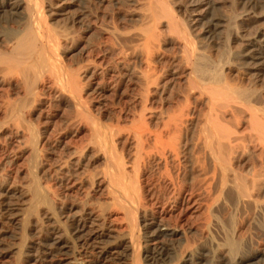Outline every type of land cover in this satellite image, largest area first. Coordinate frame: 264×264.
I'll return each instance as SVG.
<instances>
[{
    "label": "bare ground",
    "instance_id": "obj_1",
    "mask_svg": "<svg viewBox=\"0 0 264 264\" xmlns=\"http://www.w3.org/2000/svg\"><path fill=\"white\" fill-rule=\"evenodd\" d=\"M2 1L10 11L26 18L24 28L13 35L20 38L7 52L0 53V88L22 86L25 91L24 98L13 106L8 116L28 128L32 184L26 208L21 214L16 212V218L12 216L16 222L3 217L4 213L12 215L13 210L8 203L0 201V250L5 246L2 238L7 233L3 232V226L13 223L18 232L11 238L16 255L14 264H246L251 260L264 263V249L254 248L256 235L264 236V118L261 121L252 106L239 105L242 96L237 102L238 90L225 84H219L222 89L214 90L198 78L201 69L194 59L195 44L190 32L174 20L169 0H158L156 8L167 19L169 33L176 32L182 41L179 48L184 54L183 64L188 67L186 86H189L188 93L180 94L184 106L181 103L177 109L164 108L158 112L147 104L151 92L161 97L167 90L164 84L160 85L155 68L151 73L146 71L141 74L140 108L125 130L116 126L118 122L116 127L103 124L83 100L82 93L87 90L82 86L83 81L94 74L95 68L86 66L78 73L62 62L59 48L68 44L70 38L58 35L48 26L46 12L50 1ZM147 9L144 12L151 15L155 23L157 10L148 6ZM148 31L141 33L145 43L156 37V31ZM152 49L145 53L153 52ZM147 58L149 61L151 57ZM222 75L216 77L220 78L219 83L225 82ZM46 88L56 93L66 92L76 111L90 126L92 142L89 143L97 146L98 153L102 154V157L99 155L104 165L101 180L90 178L92 188L103 187L107 193L106 199L98 202V216L84 212L62 221L61 205L54 193L41 184L40 135L31 126L30 111H24L23 101L28 97L32 105L40 103ZM195 91L198 95L194 99L199 96L197 99L206 107L200 123L189 107ZM244 123L248 124V129L243 128ZM121 131L126 134L128 152L118 150L117 138ZM76 149L67 161L76 156L82 158L84 152L78 153ZM253 149L259 150L258 157L249 156ZM153 165L167 182L172 208L195 213L197 206L204 204L198 243L190 238L195 233L191 232L192 228H171L149 211L146 201L149 190L143 178ZM109 206L121 212L124 229L115 230L108 224L104 213Z\"/></svg>",
    "mask_w": 264,
    "mask_h": 264
},
{
    "label": "rangeland",
    "instance_id": "obj_2",
    "mask_svg": "<svg viewBox=\"0 0 264 264\" xmlns=\"http://www.w3.org/2000/svg\"><path fill=\"white\" fill-rule=\"evenodd\" d=\"M49 1L51 6L46 12L48 26L58 35H68L70 38L68 44L59 48L62 62L70 70L78 73L86 66L95 68L94 74L83 81L82 86L87 90L82 93V98L91 113L100 118L103 124L109 127L119 125L122 130L129 128V122L135 119L141 104L139 102L142 94L141 74L151 73L154 68L155 73H158L156 77L160 79V85L164 84L167 91L161 97L151 92L152 97L149 96L150 102L148 101L147 104L149 103L158 112L161 109H177L181 103L184 106L185 102L181 95L184 96L189 86H186L188 67L183 64L184 54L179 48L182 41L176 32L169 33L167 19L156 8L158 0ZM169 2L174 20L183 24L195 44V63L200 67L201 73L204 72V74L198 73V78H202L203 82L206 81L209 87L213 86L214 90L222 89L219 84L222 86L225 84L236 92L238 90L237 102L242 96L239 105L252 106L262 121L264 118V0H169ZM147 6L157 10H155V13L158 12L155 18H159L160 21L157 19L159 22L155 19L154 23L153 17L144 12ZM25 22L26 18L10 11L0 0V53H5L13 47L20 38V35L15 37L13 35L24 28ZM144 29L156 31L154 40L157 41L154 42L152 39L145 43L141 36L143 31L147 32ZM150 31L148 33H151ZM142 43L146 44L144 50ZM150 48H153V52L148 50L149 54L145 53V50ZM147 56L151 57L149 61L152 60V63L148 61ZM174 69L176 74L172 72ZM220 75L225 78V82H218L220 78L216 77ZM12 83H15V79ZM24 92L22 86L14 89L4 85L0 88V103L2 102L0 201L9 204V208L13 210L12 215L9 213L10 216L3 214V217L7 216L8 219L16 218L17 214H21L30 200L28 190L31 188L29 185L32 184V164L31 146L28 142L29 131L24 123L10 117L13 106L24 98ZM196 95H198L196 91L191 94L193 98L190 97L191 101H189L192 105L190 106V103L189 107L199 121L203 118L206 107L197 99L199 96L194 99ZM23 102L24 111H30L31 126L40 135L39 178L42 186L49 188L54 193L57 203L61 205L59 213L60 216L62 215V221L84 212L98 216L100 213L98 202H103L107 193L103 187H91L93 179L98 182L101 180L99 176L104 165L97 146L89 143L90 126L76 111L66 92L56 93L53 89L46 88L40 103L32 105L28 97ZM241 113H244L243 110ZM243 115L245 114L241 116ZM198 121L197 123H200ZM246 126L248 127V124L244 123L243 128L248 129ZM124 138L126 134L121 131L117 138L118 150L128 152V144ZM75 149L78 153L82 150L84 155L82 158L76 156L70 162L67 161L70 153ZM258 151L253 149V153L251 152L249 156L258 157ZM66 161L67 163L64 164ZM147 170L143 184L149 190L146 201L151 214L162 218L171 228L177 227L181 230L192 228L191 232L195 231L197 234H190L193 235L190 238L198 243L200 241L198 231L204 219L202 214L205 212L204 204H199L195 213L193 210H181L183 208L180 207L172 208V204L168 201L170 190L167 182L160 177L155 165ZM91 176L94 178L90 179ZM104 214L113 229H124L125 222L117 208L109 206ZM2 230L7 233L2 238L5 249L0 250V264H14L16 255L11 247V238L17 231L13 223L5 224ZM256 236L254 248L264 249V236L261 233ZM247 263L258 262L251 260Z\"/></svg>",
    "mask_w": 264,
    "mask_h": 264
}]
</instances>
